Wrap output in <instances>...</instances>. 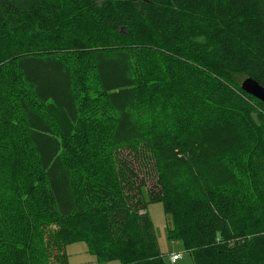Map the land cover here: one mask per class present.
<instances>
[{
	"label": "trees",
	"instance_id": "16d2710c",
	"mask_svg": "<svg viewBox=\"0 0 264 264\" xmlns=\"http://www.w3.org/2000/svg\"><path fill=\"white\" fill-rule=\"evenodd\" d=\"M239 77L264 86V0H0V264H68L77 241L100 263L166 264L151 203L195 264H264V103ZM163 116L185 143L232 130L219 145L233 174L185 168L169 147L187 145L156 138ZM125 149L150 163L149 189Z\"/></svg>",
	"mask_w": 264,
	"mask_h": 264
},
{
	"label": "rangeland",
	"instance_id": "374dc122",
	"mask_svg": "<svg viewBox=\"0 0 264 264\" xmlns=\"http://www.w3.org/2000/svg\"><path fill=\"white\" fill-rule=\"evenodd\" d=\"M31 46H38L36 48L40 49L42 43L38 41ZM23 51H29L27 48H23ZM163 60L160 59L158 56L152 58V66H149L146 70V74L148 75V79L146 80V84L142 88L141 96L142 99L149 102L150 101V94H151V87L152 86H160L163 83H159L156 77H154V71L163 72L165 69L164 65H162ZM159 67V68H154ZM244 77H239L238 81H243ZM84 81V84L89 86L87 89L88 95H91V99L93 104L97 107H101L105 105L104 97L102 92L100 91L98 85L96 84V80L94 75L91 73L88 76H84L81 82ZM84 88V85H83ZM170 90V85L168 91ZM169 98L165 104V99L156 100L151 102L154 104L156 108L159 107L160 113L165 114L167 110L170 108L167 106L173 105L174 97H170V94L166 96ZM165 105V106H163ZM151 122L155 123V133L157 134L158 139H166L169 141H177L179 145H187L188 149L185 151L174 150V148H170L173 154L181 159L185 164V168L190 165L196 168H200L205 172L216 175L220 173L228 174L227 172L233 174L229 170L226 169V163L224 161V151L223 148L219 145V143H235L236 137L232 130L225 129L222 131L215 139H211L209 141H200L197 142L196 140L187 141L186 143L180 141V138L174 137L175 135L171 131L170 119L163 117H156ZM233 143V144H234ZM123 158H129L131 161L134 169L138 172L140 177H144L147 180L148 189L152 186L153 182L156 180L155 176H150L152 173V168L149 166V162L142 158H136L134 155L129 154L128 150H122L120 155ZM135 157V158H134ZM149 163V164H148ZM120 168V167H119ZM121 175L123 174L122 169ZM227 171V172H226ZM185 170L183 171V175ZM149 174V175H148ZM124 175V174H123ZM231 179V180H230ZM229 179V187L233 186L232 177ZM126 183V178L124 180ZM125 191L128 194L132 205L134 207L141 206L138 203H142L145 200L148 202V195L146 188H130V186L125 184ZM151 217L156 235L157 241L159 245V249L165 258L166 264H173L171 263V256L175 253H181L182 258L174 264H195L192 254L186 250L184 242L171 237V231L174 229V219L172 215H168L165 212L164 205L162 203H151L147 206L146 210ZM66 254L68 264H123L120 260L113 259L105 263H100L97 256L93 253L90 249L89 245L85 241H77L69 244L66 247Z\"/></svg>",
	"mask_w": 264,
	"mask_h": 264
},
{
	"label": "water",
	"instance_id": "95a60500",
	"mask_svg": "<svg viewBox=\"0 0 264 264\" xmlns=\"http://www.w3.org/2000/svg\"><path fill=\"white\" fill-rule=\"evenodd\" d=\"M241 88L247 94L264 103V86L260 85L255 79L251 77L245 78L241 82Z\"/></svg>",
	"mask_w": 264,
	"mask_h": 264
},
{
	"label": "built area",
	"instance_id": "2783aa9c",
	"mask_svg": "<svg viewBox=\"0 0 264 264\" xmlns=\"http://www.w3.org/2000/svg\"><path fill=\"white\" fill-rule=\"evenodd\" d=\"M182 258V254L181 253H175L172 254L171 256V263H176L177 261H179Z\"/></svg>",
	"mask_w": 264,
	"mask_h": 264
}]
</instances>
